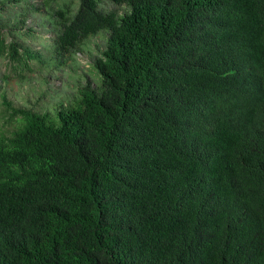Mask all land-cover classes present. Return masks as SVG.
<instances>
[{
    "label": "trees",
    "instance_id": "obj_1",
    "mask_svg": "<svg viewBox=\"0 0 264 264\" xmlns=\"http://www.w3.org/2000/svg\"><path fill=\"white\" fill-rule=\"evenodd\" d=\"M102 33L72 99L9 100ZM5 61L0 264H264V0H0Z\"/></svg>",
    "mask_w": 264,
    "mask_h": 264
},
{
    "label": "rangeland",
    "instance_id": "obj_2",
    "mask_svg": "<svg viewBox=\"0 0 264 264\" xmlns=\"http://www.w3.org/2000/svg\"><path fill=\"white\" fill-rule=\"evenodd\" d=\"M105 8L107 11L116 10L121 15L127 10L126 7L116 6L111 2H107ZM28 24H30V21ZM51 36V33L45 32L42 34V37L46 39ZM106 38V33L92 37L89 41V48L75 55L76 63L74 66L68 67V65L54 71L51 67L46 68L43 66L41 70L27 74L23 80H10L9 84L4 85L9 100H12L16 107L35 111H52L56 108L58 101L65 99V97L72 99L75 95L73 92L77 90V87L71 89L75 82L78 83V80H84L83 84H85L86 80H95V72L92 68L94 56H91V54H99V49L104 48ZM35 46L40 49V41ZM0 66L2 72L6 71L12 74L10 69H7V61L2 62Z\"/></svg>",
    "mask_w": 264,
    "mask_h": 264
},
{
    "label": "clouds",
    "instance_id": "obj_3",
    "mask_svg": "<svg viewBox=\"0 0 264 264\" xmlns=\"http://www.w3.org/2000/svg\"><path fill=\"white\" fill-rule=\"evenodd\" d=\"M114 4V3H113ZM116 5V4H115ZM116 6H118V5H116ZM112 11H116V10H112Z\"/></svg>",
    "mask_w": 264,
    "mask_h": 264
}]
</instances>
